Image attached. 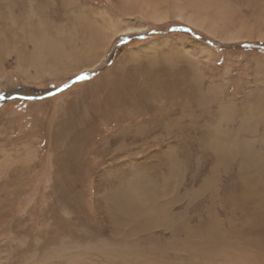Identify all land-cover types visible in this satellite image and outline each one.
I'll list each match as a JSON object with an SVG mask.
<instances>
[{"label":"rangeland","instance_id":"1","mask_svg":"<svg viewBox=\"0 0 264 264\" xmlns=\"http://www.w3.org/2000/svg\"><path fill=\"white\" fill-rule=\"evenodd\" d=\"M261 198L256 2L0 0V264H264Z\"/></svg>","mask_w":264,"mask_h":264},{"label":"bare ground","instance_id":"2","mask_svg":"<svg viewBox=\"0 0 264 264\" xmlns=\"http://www.w3.org/2000/svg\"><path fill=\"white\" fill-rule=\"evenodd\" d=\"M254 2H256L257 3V5H258V12H259V14L261 15V18H262V20L264 21V0H253ZM210 6V5H209ZM140 7H141V10H143V12H147L148 14H150V17L152 18V19H154L155 21H160V17H162L163 15L161 14V11L159 10V9H157V8H155L154 7V5L152 6V8H150L151 6H149V4L148 5H146V10L143 8V5L140 3ZM157 7V6H156ZM254 7V6H253ZM150 9H152V10H150ZM161 14V15H160ZM181 14V15H180ZM188 15V14H187ZM189 16V15H188ZM178 17H180V18H182V19H184V20H186V21H188L189 23H192V24H194L195 26H198L199 25V23L200 22H197V21H194V20H189V18H187V16L186 15H184V14H182V13H180L179 12V15H178ZM196 23V24H195ZM198 24V25H197ZM200 27H201V24L199 25ZM136 27H140V26H132V25H130V26H128V27H126L125 29H123L122 30V32H124V31H131L132 29H135ZM91 29H95L94 28V26L92 25L91 27H90ZM24 34V33H23ZM113 39V37H110L109 38V41H108V43H107V45H106V47L108 46V44H109V42L111 41ZM41 41V40H40ZM106 47H105V49H106ZM104 49V50H105ZM55 50V49H54ZM53 51V50H52ZM51 51V52H52ZM104 52V51H103ZM72 54V53H71ZM70 53H66V52H64V51H60V53L58 54V55H53L52 53H51V55H50V57L48 58V59H50L52 62H54L55 64H58L60 61H63V60H65L68 56H72ZM91 54V53H90ZM92 55V54H91ZM101 55V54H100ZM88 56V55H87ZM93 56V55H92ZM77 59H78V56H75ZM90 57V56H89ZM88 61L87 60H84V61H81V60H79L78 62H77V65L78 66H81V64H86ZM39 67H40V72L41 73H38V74H45V73H47V72H49L50 70H51V68L52 67H50V66H48L47 64H45L44 66H42V65H39ZM34 79V78H33ZM228 116V115H227ZM227 119V118H226ZM128 173H129V171H128ZM132 177V176H131ZM256 180V182H255V186H252V191H251V189H250V187H249V189H250V194L255 198V199H260V197L258 196V192H256V187L259 185V179L258 178H256V179H254L253 181H255ZM139 188V175H137V176H135V177H133V178H131V179H128V178H126L125 177V180H124V182H123V188H122V194H117L114 198H113V200H114V203H112L115 207H117L119 210H120V212H122L123 210H125V209H127V207H130V206H132L133 205V201H132V194L134 193V191H136L137 189ZM261 200L263 201L264 200V198H261ZM109 201H111V200H109ZM112 202V201H111ZM109 204V203H108ZM112 208H113V206H112ZM115 210V209H114ZM118 211V210H117ZM119 212V213H120ZM117 213V212H116ZM153 215H155V216H157L158 215V213H154ZM262 242V241H261ZM258 243H260V241L258 242ZM264 243V242H263ZM261 247H263L264 248V244L261 246ZM263 248H262V250H263ZM255 252V251H254ZM258 253V252H257ZM251 254V253H250ZM263 254V253H262ZM244 255V254H243ZM254 256H257L258 257V255H254ZM260 256V255H259ZM247 257V256H246ZM252 258H253V256H251ZM251 257H248V259L249 258H251ZM259 259H263L262 257L260 258V257H258ZM257 258V259H258ZM252 260L253 259H251V262H252ZM250 261V260H249ZM255 261H258V260H255ZM254 262V261H253ZM248 263H250V262H248ZM248 263H246V264H248ZM262 263H264L263 261H262ZM254 264H256V262L254 263Z\"/></svg>","mask_w":264,"mask_h":264}]
</instances>
